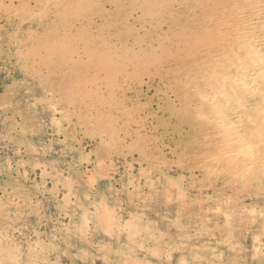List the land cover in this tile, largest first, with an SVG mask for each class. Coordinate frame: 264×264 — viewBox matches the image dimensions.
I'll list each match as a JSON object with an SVG mask.
<instances>
[{
	"label": "rangeland",
	"instance_id": "obj_1",
	"mask_svg": "<svg viewBox=\"0 0 264 264\" xmlns=\"http://www.w3.org/2000/svg\"><path fill=\"white\" fill-rule=\"evenodd\" d=\"M0 264H264V0H0Z\"/></svg>",
	"mask_w": 264,
	"mask_h": 264
},
{
	"label": "bare ground",
	"instance_id": "obj_2",
	"mask_svg": "<svg viewBox=\"0 0 264 264\" xmlns=\"http://www.w3.org/2000/svg\"><path fill=\"white\" fill-rule=\"evenodd\" d=\"M258 64V63H257ZM260 72V71H259Z\"/></svg>",
	"mask_w": 264,
	"mask_h": 264
}]
</instances>
